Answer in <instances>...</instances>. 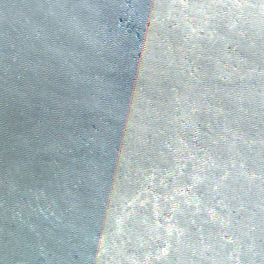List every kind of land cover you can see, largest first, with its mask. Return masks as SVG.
I'll return each instance as SVG.
<instances>
[{
	"label": "water",
	"instance_id": "1",
	"mask_svg": "<svg viewBox=\"0 0 264 264\" xmlns=\"http://www.w3.org/2000/svg\"><path fill=\"white\" fill-rule=\"evenodd\" d=\"M0 264H264V0H0Z\"/></svg>",
	"mask_w": 264,
	"mask_h": 264
}]
</instances>
